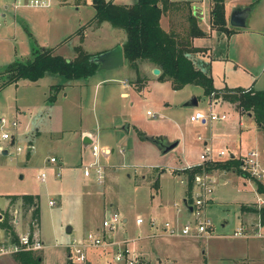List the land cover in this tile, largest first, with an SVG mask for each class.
Instances as JSON below:
<instances>
[{
    "label": "rangeland",
    "instance_id": "obj_1",
    "mask_svg": "<svg viewBox=\"0 0 264 264\" xmlns=\"http://www.w3.org/2000/svg\"><path fill=\"white\" fill-rule=\"evenodd\" d=\"M25 1L30 5L31 0ZM113 1L122 3L131 0ZM193 1L192 3H195V1L201 3L204 10L202 28L207 29L209 0ZM54 6L55 4L50 7L53 14H55ZM78 6H80L79 10H76L72 5L67 6L66 10L56 18L53 15L51 26L47 29L46 25L43 24L44 16L38 15L36 11H31L35 16L34 18L40 19L36 26L38 32L43 30V32L46 31L47 33V35L42 34L40 36L48 38L53 43L60 39L63 40L62 44H56L60 46L59 50L56 49L57 53L72 56L71 58L76 56L74 47H71L70 38L66 40L71 34L63 37L64 29H61L58 25L59 20H67L69 24L75 22L78 18L85 20L76 32H78L81 42L86 38L81 45L84 50L91 53L110 48L116 41L115 38H124L123 36L126 35L122 27L115 26L106 20L100 22H97L94 18L91 20L95 12V7L92 5L91 0H81ZM184 12L185 7L174 9L172 13L166 12L162 15L161 21H175L179 25L180 22L184 23L183 20H186ZM89 25L93 26L91 28L93 29L92 31H89ZM237 36L234 34L229 39L227 49L229 59L220 58L216 62V67L214 66L215 79L213 84H217L220 81H222V85L233 83L248 84L251 80H254L258 85H262L260 86L261 88H264L263 42L257 44L258 48H256L254 54H248L243 48H239L240 39ZM213 46L216 49L215 51H220L219 44L215 41ZM27 58V55H24V57H20V60H26ZM231 58L236 59L237 66H234L235 62ZM3 62L0 59V67ZM126 62L127 65L97 68L92 75L86 77L85 81L87 84L75 87L66 85L64 91L67 93L65 96H60L59 92L57 95V97L61 98L59 104L49 110L44 108L45 104H50L47 101L50 94L49 84L59 81L60 76L58 74H46L37 82L21 79L17 85H10L0 92V116L6 114L10 121V116L14 115L10 112V109H7V106L15 104V102L19 106L35 104L34 106L37 107L32 116H34L38 124H42L41 131L33 135L31 139H20V135H16L13 130L15 128L11 127L10 124L6 126L11 133L15 134L16 138L13 144H10V139H0V144L7 150V153L0 151V204H4V194L7 192H34L39 194L40 220H38V230L44 239L45 247L36 252L43 253L44 264H78L68 257L69 247L67 244L71 242L77 233H83V236H85L89 230L93 231V226L91 225L94 222H102L104 207L107 210L106 212L114 211L115 209L121 215V219L124 215L128 216L127 221L119 222L115 228V232L119 235L128 237L141 233L136 228V212L143 213L151 203V194H156V191L151 181H139L141 171L134 168L135 164L133 162L149 161L162 167L171 165V163L175 164L174 158L178 147L161 153L158 146L151 140H144L143 144H138L137 141L133 143L131 135L137 132L135 127H138L144 133L146 132L145 134L157 126L172 127L178 132L185 129L189 138L197 135L199 131L202 134L210 130L208 123L199 125L190 120L189 113L193 108L191 105L183 104V101L188 97L187 95L196 93L199 95L197 108L204 109L206 107L207 94L199 83H191L181 89L174 90L167 80H150L148 86L141 92L134 88L131 95H121V98L119 97L118 89L115 92L110 85L112 81L104 82L101 86L95 84L97 78L101 76L110 78L117 74L122 77V75H128L129 73H132V76L128 77L129 80L139 83L141 79L138 78V74L133 69L131 70L127 60ZM3 77L4 75L0 74V82ZM113 82L120 83L119 80ZM167 101L168 103H166ZM12 108L14 111L15 107L12 106ZM146 108L150 109L152 113L147 112ZM17 116L20 117V115ZM115 119L119 120V122H115L116 125L114 126L117 129L124 123H130L129 131H122L121 128L119 130V132H123V138L117 134L116 139L113 135L111 136L107 133L100 134L99 120L106 124ZM82 121L92 130L93 134L97 133L95 140L101 146V151L108 146H114L112 156H116L115 161L117 163L108 167L107 165L105 166V176L102 183L96 182L92 177L89 179V177L83 175L82 166L91 161V151L88 150L87 152L85 150L83 152L85 157L83 158V163L79 165L82 138H80L77 129ZM243 122L245 126L253 124L254 118L246 115ZM1 132L2 129L0 128ZM31 141L33 149L28 150L27 147ZM17 145L21 146V150H16ZM123 147L126 148V153L124 152L122 155L119 150L123 149ZM134 147L135 150L131 151ZM132 153L135 156H132ZM51 156L56 157V160L50 161ZM139 168L148 170L147 174L150 173L152 175L155 174L154 170H156L154 166L143 167L139 165ZM58 170L61 171L60 175L56 174ZM41 172L46 173L44 180L39 177ZM234 176L236 175L234 174ZM226 177L225 175L218 177L213 191L216 194H221L222 200L215 201L206 209V215L211 221V227L214 226L212 235H215L207 239V243L214 253V258L207 264H231L230 262L233 261V258L236 260L235 263L244 264L240 262V257L243 255L241 252L245 251L244 246L237 245L234 248L233 246L235 245L233 244H236L240 239L246 238L231 237L225 234H233L236 227L240 225L239 198L242 197V194L244 195L245 193L246 195L247 193L245 188L240 193L237 190V183L245 181L249 186L250 183L253 184L255 182L241 176L236 179L230 177L231 179L229 180H225ZM165 178L169 180H165ZM162 180H165L163 189L171 188V186L175 187V189H180L184 184L181 182L180 176L169 175L166 172L162 176ZM242 187L243 184L241 185ZM176 195L174 202H168L173 209L179 207L182 210L181 212H184V199L179 192ZM49 200H52V203H49ZM224 218L228 222L223 226L222 220ZM67 225L72 226V231H66ZM202 244L203 242L201 246ZM248 246L254 250L257 245L254 242ZM168 248L171 250L173 247ZM256 249H259V247ZM259 251V256L253 261L250 259L247 264H264V247L260 248ZM96 252L98 253V251ZM114 254L115 252L113 251H106L100 256H95L94 259L97 264H107L108 260L112 262ZM1 263L15 264V261L12 257H6L2 259Z\"/></svg>",
    "mask_w": 264,
    "mask_h": 264
},
{
    "label": "crops",
    "instance_id": "obj_2",
    "mask_svg": "<svg viewBox=\"0 0 264 264\" xmlns=\"http://www.w3.org/2000/svg\"><path fill=\"white\" fill-rule=\"evenodd\" d=\"M80 1L81 0L79 1L78 0H49V4L46 6H36V5H31V4L28 5V3L25 0H0V59L4 61L2 66L0 67V71H2L6 67L7 64L13 61H19L20 57H24V55H27L28 57L27 59L31 58L33 56L34 47H54L55 52H57L56 49L59 50L60 46L56 44L58 43L62 44L63 40L60 39L59 41L53 43L48 38H44L43 36H40L42 34L47 35V33L46 31L43 32V30L38 32V30L36 29V26L38 25L40 19L39 18L37 19V17L34 18L35 16L33 15V13H31V11H36L38 15L41 14V16L42 15L44 16L43 24L46 25V29H47L49 26H51V20L54 18L53 15H55V18H56L58 15L62 14L66 10L67 6H72V5L75 7L76 10H79L80 6L78 5ZM132 1L133 0L126 1V2H132ZM189 1L190 3L194 2L193 0H189ZM126 2H122V3H126ZM224 3H225V16L227 20V25L229 27L231 26L233 27V30L230 34H226L224 31H218L215 26L214 27L212 26V20L210 19V9L212 5L211 0H209L207 29L202 28L203 20H204L203 19L204 10L202 8L201 3L199 1H195V3H192L193 5H195L194 10L197 13V21L199 22V25L201 26V28L204 30L203 34H197L191 37L193 45L195 46L199 45L202 47L201 50H197V52H195L192 56L195 58V60L198 61V63L202 65V67L206 68V66L209 65V71L212 74L213 83L215 79L214 66L216 67V64H217L216 62H218L220 58L229 59V55H227L228 44H229V39L234 34L238 35L237 37H239L240 39L239 48L240 49L243 48L248 54H254V52H256V48H258L257 44L261 42H263L264 44V0H224ZM54 4H55L54 6L55 14H53V11L50 8L51 5H54ZM239 4L241 5L249 4L250 5L246 26H237V25L230 23V20H228L232 7L234 5H239ZM161 18H160L161 25L166 29H170V28L178 29L181 26V25L177 26L175 21H161ZM84 21L85 20L83 18H78L75 22H72L74 24L72 23L69 24L67 20H59L58 25L61 27V29H64L63 37L67 36L68 34H71L66 39L68 40L70 38L69 40H71V47H74L75 45L79 43L83 44V42H85V39H86L85 34L83 33L85 39L81 42V39L79 38V34L78 32H76V30L80 28V26H82ZM92 27L93 26H90V25L88 26L89 31L93 30L91 29ZM186 27H187V22L184 23V28L186 29ZM87 36L88 35L86 33V37ZM123 37L124 38H121V37L115 38L116 41L111 46H113L117 42L123 43L125 39V35ZM198 39H200V41H198ZM214 41L219 44L220 51H215L216 49H214V46H213ZM63 56L67 58L72 57L68 55H63ZM234 62H235L234 66H237L236 59L234 60ZM126 63L127 62L125 58L124 63L121 65H125ZM138 66H139L140 74L143 77L139 83L135 82L134 80L132 81L129 80L128 77L132 76L131 75L132 73L131 74L129 73L128 75H122V77H119L120 75H117L115 73L116 76H111L110 78H105L102 76L97 78V82L95 84L97 86H101L104 82L112 81L110 85L114 88L115 92L118 89L119 97L121 95L123 96L131 95L133 93L132 90L134 88H136L138 92H141L144 88H146V86H148V83L150 80H156V81L167 80L172 86L171 80L169 78L162 79L159 77L158 73L160 72V68H159V72L157 73L152 71V68L154 66H158L154 62L145 59L143 61H140ZM132 69L133 68L131 67V70ZM133 71L135 72L134 69ZM44 76H42L41 78L37 80H32V81L37 82L38 80H41ZM21 79L23 80L26 78H21ZM21 79L17 80L14 83H10L4 86L3 88L0 89V92L4 91V89L8 88L10 85H17ZM85 79L86 78H78V79H72V80H68L67 82H64V85L62 86L63 88H60V90L57 92L55 100L49 101L47 99V101L50 102V104H45L44 108L49 110L59 104V101L61 98L57 97V95L60 92L59 94L60 96L62 95L65 96V94L67 93L66 91H64L66 85H68L69 87L84 85V84H87ZM118 80L120 82L118 84L117 82H113V81H118ZM221 82L222 81H220L217 84L215 83L214 86L222 87V86L227 85V86L233 87L235 85H240L243 87H252L254 89H260L261 88L260 86H262V85H258V83H255L254 80H251L250 83L248 84L233 83L230 85L228 84L222 85ZM54 83H57V81L52 82L49 85H52ZM190 84L191 83H185L180 88H173V87L172 88L174 90H178V89H181L183 86L190 85ZM193 95L196 96L197 103L195 105H191L193 109L190 111L189 114L199 109L197 108L199 105V97H198L199 95H197L196 93L187 95L188 97L187 99L183 101V104H187L186 103L187 100ZM207 98H208V101L206 102L207 105L204 109H208L209 107H211L214 110H220V111L222 110V111H226L227 113V116L221 119L205 121V122L204 121H194L198 123L199 125H205L206 123H208L209 124L208 126H210L209 132H205V133L203 132L204 134L202 133L203 134L202 135L201 132L199 131L197 135H193L191 138H189L185 129H182L178 132L175 128H172V127L170 128L167 126L166 127L157 126V127H154L152 131H150L149 133L147 132V134H150V135H161V136H165L167 139H170V140L172 139L178 140L177 145L173 147V148L178 147V150L176 151L175 158H174L175 164L171 163V165L162 167L161 165H158L157 163H153L149 161L148 162H136V163L133 162L135 164L134 168L141 171L139 181L140 182L141 181L142 182L151 181L156 191V194L154 193L151 194L152 196V199L150 201L151 203L143 211V213L136 212V216H135L136 228L138 229L137 231H140L141 233L134 234L128 237H124V236L119 235L117 232H115V228L117 226L114 228V230L107 231L106 235L109 237L110 242L106 244L105 248L100 247V246L88 247L87 252H86V256H87L86 264H97L94 259L95 256L97 255L100 256L106 251L108 252L113 251L116 253V251L121 247L127 248L129 255H132V253L139 255L143 259L145 264H207L212 261V259L214 258V253H213V249L209 247L210 245L207 243V239L215 236V235H212L214 232L213 231L214 226L211 227V231H212L211 233H207L202 236H191V235H186V234L171 235L168 233L166 234L163 230V223L166 220H170L174 225L179 226L183 224L185 221L193 219V213L191 212V201H188V197L186 195L187 193L186 190H187L188 185H187V178L184 172V168L190 164L200 163L201 161L200 152L203 150L206 144H210L216 149L223 148L226 151V154H224L222 158L235 156L240 159L241 156H243L249 150L254 148L258 152L257 156L260 159L261 163L264 164V129H262L258 125L255 119H254L253 124H249L245 126V123L243 122L244 118L246 117V115L251 118L253 117V114L242 112L231 101L223 99L221 96H215L214 93L207 94ZM166 103H168V101ZM34 105L35 104L19 106L15 102V104H12V105L10 104L8 105L9 107L7 106V109H10V112H12V114L14 115V116H10V119H16L18 122L17 127L13 130L16 132V135H20V139L22 138L31 139L33 135L41 131L42 124H38V122L34 119V116H32V113L35 111L37 107ZM187 105H190V104H187ZM12 106L15 107L14 111H13ZM21 107H24V108H21ZM146 109L148 112V108ZM150 113H152V111ZM3 115L6 116V114H3ZM17 115H20V117H18ZM115 122L117 123L119 122V120L115 119L112 122L106 123V124H103V122H100L99 120L100 134L107 133L111 136L113 135L114 138L116 137V134H117L119 137L123 138L124 134L123 132L122 133L119 132V130L121 128L122 131H126V130L129 131L130 123H124L117 129L116 127H114L116 125ZM135 128L137 132H135L134 135H131L132 142L134 143V141H137L138 144H141V143L143 144V141L147 140L148 138L147 139L142 138L138 133V127H135ZM77 130L79 131L80 138H82V142H80L81 148H80V162H79V165H81L83 163V158L85 157L83 152L85 150L87 152L88 150L90 151L89 145L91 143L89 142L88 144H84L83 137L87 135L91 139H95L96 138L95 135H97V133L93 134L92 130L88 126H86L83 123V121ZM1 138L2 137L0 133V139ZM15 138L16 137L14 134V136L12 137V139H14V142H15ZM29 144L30 145L27 147V149L28 150L33 149L32 141L29 142ZM113 147L108 146L107 148L101 151V146L99 145L100 159L102 162H104L107 165V167L117 163L115 161L116 156H112ZM158 149L160 150L159 147ZM3 150H5V148L3 147L2 144H0V151L2 153H4ZM125 150L126 148L123 147V149H120L119 152L123 155ZM133 150H135V147L134 149H131V151ZM160 152L165 153V152H162L161 150ZM132 156H135V154L132 153ZM240 162H241V159H240ZM139 165L143 167H148V166L156 167V170H154L155 174L153 175L150 173L147 174L148 170H143L142 168H139ZM165 172L166 174H169V175L174 174L175 176H180L181 182L184 183L183 187H180V189H175V187L171 186V188L163 189L165 180H169L168 178H165V180H162V176L165 174ZM211 174H212V177L216 179V183H217L218 177L223 176V175L227 176L225 180L231 179L230 177H233V179H236L238 178V176H241L242 178L250 179L253 181V179L247 176H244L240 174L239 172H237L236 170L234 171L231 168L217 167V169L211 170ZM234 174L236 176H234ZM260 180L264 182V177H262ZM242 184H243V187L241 188ZM249 186L245 181H241L237 183V190L240 193H242V189L245 188V192L247 193L246 195L245 193L244 195L242 194L241 195L242 197L239 198V201H240L239 202L240 203L239 204V211H240L239 223L245 225L246 228L251 230V229H254L255 224L258 221H260L262 223V226L264 227V214H262V211L264 210V203H260L257 201L258 195H262L264 197V193L259 192L256 189L255 183L253 184L250 183ZM213 191L209 193L207 203L204 206V212H206V209H208L212 205V203L218 200H222V195L219 193L216 194ZM177 192H179L182 195V198L184 199V202H185L184 212H181L182 210L179 209V207H176V209H173L172 206L168 202V201H172V202L175 201L174 197L177 196L176 195ZM25 193H31V194H35L38 196L37 204L39 206V212H40L39 194L34 193V192H25ZM10 194L21 195L23 193L21 192L20 193H17V192L5 193L4 194L5 202L3 205L0 204V211L2 212L3 216H5L7 213L9 214L10 216L9 223L12 225V228H13V224H12L13 210L20 209L21 214L18 215V221L16 223V228L18 229V231H24L27 228V222L29 218L33 217L32 216L33 208L32 206L26 208L23 205V202L20 198H17L14 201H11V198L9 197ZM155 199L156 201H154ZM191 199H192V195H191ZM261 208H263V210ZM106 211L107 210L104 207L103 218L107 213H109ZM139 215L143 217L142 221L136 220V217ZM25 217L26 218L28 217V219L26 220ZM39 220H40V216H39ZM127 220H128V216L124 215L119 222L122 223ZM1 221L2 220H0V238L3 236L1 230L5 231V233L6 231H10L1 224ZM227 222L228 220L224 218L222 220L223 226L226 225ZM91 226H93V231L102 232V222L101 223L94 222ZM72 229L73 228L71 226L70 231H72ZM125 230L127 229L125 228ZM70 231H67V232H70ZM90 231L92 230H89V232ZM13 233H15L14 229H13ZM225 235H229L231 237L246 238V239H240L239 241H237L236 244H233L235 245L233 246L234 248L237 245L244 246L245 251L241 252L243 253V255L242 257H240V262L244 264H247L250 261V259L252 261L256 259L260 254L259 253L260 248L264 247V236L262 237V236H258L252 233L249 235H238V234L234 235L232 233L225 234ZM75 236L79 238L84 237L83 233H77V235ZM202 242L203 244L201 246ZM254 242L257 246L253 250L248 245H251ZM168 247H173V248L170 250ZM257 247H259V249H256ZM88 251H90L89 255H88ZM96 251H98V253ZM41 255L43 257V253ZM91 255H92V259H91ZM114 256L112 259L113 263L110 260H108L107 264H116V263L124 264L122 259H116ZM6 257L13 258V255L2 257L0 259V264H2L1 263L2 259ZM235 261H236L235 258H233V261L230 263L237 264L235 263Z\"/></svg>",
    "mask_w": 264,
    "mask_h": 264
},
{
    "label": "trees",
    "instance_id": "obj_3",
    "mask_svg": "<svg viewBox=\"0 0 264 264\" xmlns=\"http://www.w3.org/2000/svg\"><path fill=\"white\" fill-rule=\"evenodd\" d=\"M95 7L93 18L97 21L106 20L115 26L122 27L125 39L122 43L123 55L130 66L142 79L139 71V62L150 60L160 68L159 77L169 78L173 88H180L185 83L200 84L206 94L214 93L235 104L242 112L252 113L258 125L264 129V88L254 89L240 85L216 87L213 77L206 68L192 56L202 47L193 45L192 36L203 34L204 30L197 21V13L189 0H133L119 3L113 0H91ZM210 19L212 26L218 31L230 34L233 27L227 25L224 0H211ZM184 23L180 22L178 29H166L161 25L160 18L166 12L172 13L174 9L184 8ZM76 56L67 58L54 51V47H34L33 56L26 60L13 61L0 72L3 80L0 89L14 83L21 78L37 80L46 74H58L60 80L50 85L49 101H54L56 92L62 88L64 82L72 79L86 78L98 68L99 62L92 59L95 53L84 50L81 44L75 45ZM141 81V80H140ZM52 92V93H51ZM138 133L145 138V133L138 129ZM202 167L207 170L231 168L240 174L253 178L256 189L264 193V182L247 171L240 168L238 157H227L215 161H206L191 164L184 168L187 178L186 195L191 201L193 174ZM11 201L20 198L27 208L32 206V216L39 220L40 212L37 204L38 196L31 193L10 194ZM263 210V208H261ZM264 214V210L262 211ZM10 216H3L1 224L12 231L9 223ZM15 264H43V257L35 251H18L12 254Z\"/></svg>",
    "mask_w": 264,
    "mask_h": 264
},
{
    "label": "built area",
    "instance_id": "obj_4",
    "mask_svg": "<svg viewBox=\"0 0 264 264\" xmlns=\"http://www.w3.org/2000/svg\"><path fill=\"white\" fill-rule=\"evenodd\" d=\"M31 5L46 6L49 4V0H31ZM148 112H151L148 109ZM227 116L226 111L214 110L209 107L208 109L199 108L189 115L193 121H212L216 119L225 118ZM10 124L11 127H17V120H8V117L0 116V128L2 129L1 137L3 139H12L13 133L9 131L6 126ZM90 151L92 154L91 161L83 164L82 172L87 177H92L96 182L102 183L105 176L106 164L100 159L99 144L97 140L92 139L90 143ZM16 150H21V146L17 145ZM226 154L223 148H214L210 144H206L203 150L200 152V163L206 161H215L222 159V156ZM258 152L252 148L246 154L240 157V168L247 171L251 176H255L259 179L264 177V164L261 163L258 158ZM56 157L51 156L50 161H55ZM191 165V164H190ZM189 166V165H188ZM57 175L61 174V171L56 172ZM41 180L46 177L45 172H41ZM193 184L191 189L192 201L191 212L193 213V219L185 221L183 224L177 226L170 220H166L163 223V230L167 234L171 235H191L202 236L211 231V221L204 212V206L207 203L209 193L214 190L216 185V179L212 177L211 170H207L202 167L200 171H196L193 174ZM257 201L264 203V197L258 195ZM52 203V200L49 201ZM21 214V210H13V229L15 233L11 231H2L3 236L0 238V259L4 256L12 255L18 251H38L42 249L45 244L44 240L40 236L38 230V220L35 217H30L27 222V228L24 231H18L16 223L18 221V215ZM3 214L0 211V220H2ZM141 215L136 217L137 221H142ZM121 220L120 214L117 211H110L102 220V232L90 231L84 237L79 238L74 236L67 244L69 247L68 257L78 264H86V252L90 246H100L105 248L106 244L110 242L109 237L106 235L107 231L114 230L118 222ZM255 234L258 236H264V227L260 221L256 222L254 229L249 230L245 225L240 224L236 227L233 234L236 235H249ZM116 259H122L124 264H145L143 259L135 254H128L127 248H119L115 253Z\"/></svg>",
    "mask_w": 264,
    "mask_h": 264
},
{
    "label": "water",
    "instance_id": "obj_5",
    "mask_svg": "<svg viewBox=\"0 0 264 264\" xmlns=\"http://www.w3.org/2000/svg\"><path fill=\"white\" fill-rule=\"evenodd\" d=\"M250 5H234L231 9L229 19L230 23L237 25V26H246L247 24V16L249 11ZM93 60H97L99 62L98 68H111L114 66H119L124 63L125 57L123 55V46L122 43L118 42L115 45L111 46L109 49L99 51L92 55ZM153 72H159V67L154 66L152 68ZM187 104L195 105L197 103V98L195 95L191 96L187 102ZM145 138L150 139L152 142L158 145L162 152H165L175 145H177V139H167L165 136L161 135H145ZM91 138L85 135L83 137V143L88 144L91 142ZM14 143V139H11L10 144ZM6 153V149L3 150ZM232 155V154H231ZM71 226L67 225L66 231H70Z\"/></svg>",
    "mask_w": 264,
    "mask_h": 264
}]
</instances>
